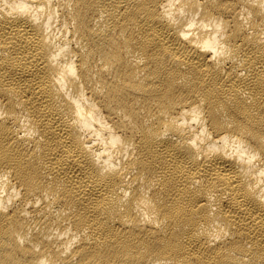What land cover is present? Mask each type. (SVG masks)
Instances as JSON below:
<instances>
[{"label":"bare ground","instance_id":"6f19581e","mask_svg":"<svg viewBox=\"0 0 264 264\" xmlns=\"http://www.w3.org/2000/svg\"><path fill=\"white\" fill-rule=\"evenodd\" d=\"M0 264H264V0H0Z\"/></svg>","mask_w":264,"mask_h":264}]
</instances>
